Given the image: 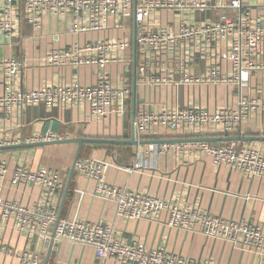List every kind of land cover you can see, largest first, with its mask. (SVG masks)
<instances>
[{"label":"built area","instance_id":"built-area-1","mask_svg":"<svg viewBox=\"0 0 264 264\" xmlns=\"http://www.w3.org/2000/svg\"><path fill=\"white\" fill-rule=\"evenodd\" d=\"M22 4L17 0H0V33L16 34L23 18L38 28L43 17L49 15L58 19L73 17V25L68 30L72 35L112 31L125 34L120 38L77 42L70 48H52L46 55L47 64L61 69L98 67L102 72L93 84L60 81L21 92L14 88L22 72L21 62L0 60V84L9 87V91L0 92V106L8 114L14 107L89 103L91 119L125 115L131 89L125 83L115 84L108 69L121 67L123 79L130 75L133 21L135 69L141 83L155 87L235 86L239 95L236 107H221L214 112L197 105H177L156 111L141 106L134 117L138 141L161 131L188 132L197 137L209 130H220L231 135L245 119L264 111L263 94L243 93L244 88L250 87L251 74L264 71V15L254 14L247 0H22ZM164 10L176 14L174 22L153 25L152 17ZM58 139L56 134L46 133L30 142ZM20 142L0 139V145ZM185 146L247 177H264V152L249 143L212 145L207 141H193ZM160 147L167 149V145ZM75 171L94 180L97 195L114 202L117 215L125 220L159 221L166 213L165 224L171 228L227 241L233 248L254 255L260 263L264 260V223L212 215L197 207L182 205L178 200L169 201L114 185L107 181L106 165L97 157H80ZM7 177L15 186L35 184L43 190L42 201L32 206L5 199L0 194L2 217L13 219L15 227L30 237L46 240L55 231V245L92 247L99 259H112L121 264H216L208 258H193L170 252L163 246L148 247L140 239H127L108 222L60 216L66 180L59 170L45 167L32 170L23 166L11 169L6 161L0 160V179ZM0 253L14 254L21 264H43L44 260L37 250L17 251L1 241Z\"/></svg>","mask_w":264,"mask_h":264},{"label":"crops","instance_id":"crops-1","mask_svg":"<svg viewBox=\"0 0 264 264\" xmlns=\"http://www.w3.org/2000/svg\"><path fill=\"white\" fill-rule=\"evenodd\" d=\"M247 1L250 3V0ZM258 1L263 2V0ZM17 3L23 6L22 0H17ZM169 12L171 11L157 12L151 19L153 25L168 24L164 22V13ZM257 14L262 15L259 11L256 12ZM72 25L73 17L58 19L45 15L38 28L33 27L23 18L16 34L11 36L0 33V60L13 59L22 64V72L14 85L15 89L23 92L42 86H52L60 81L67 83L78 81L83 85L98 81L102 71L96 66L61 69L47 64L45 57L52 48H70L77 42L100 40L105 37L120 38L125 33L112 31L72 35L68 33ZM131 54L133 55V49ZM224 62L226 68V58ZM108 70L110 79L115 84L125 83L131 89L125 115L91 119L89 103L66 107L46 105L14 107L15 110L10 114L0 106V139L30 142L31 139L41 138L46 133H54L60 139L89 137L131 140L132 128L135 138L134 120H132L133 102L136 105L135 114L141 106L156 111L177 105H197L214 112L221 107H236L238 102V89L235 86L224 85L222 90L218 85L155 87L141 83L133 65L130 75L124 79L121 75V67L112 66ZM4 91H9V87H2L0 84V92ZM243 93L264 95V71L251 74L250 87L244 88ZM129 112L130 117L127 119ZM225 136L226 133L220 130H209L208 133L197 137L188 132L161 131L143 140L209 137L215 138L214 141H207L212 145L249 143L264 152V111L245 119L239 129L230 135L259 137V140L220 139ZM191 142L193 141L161 144L85 143L80 157L93 156L101 159L106 165V179L114 185L146 192L169 201L178 200L182 205L194 206L212 215L263 224L264 177L250 178L226 165H218L211 156L197 154L185 146ZM164 145H167L166 150L160 147ZM76 150L77 143L0 150V160L6 161L11 169L23 166L32 170L41 167L59 170L67 186ZM86 150L88 153L83 154ZM0 194L5 199L18 200L29 206L43 199V190L39 185L23 183L15 186L9 177L0 179ZM64 194L65 190L62 194L61 206ZM62 216L81 221L108 222L127 239H140L148 247L163 246L170 252L193 258H208L216 264H264V260L260 263L254 255L233 248L227 241L167 226L166 213L160 216L159 221L125 220L117 215L114 202L97 195L96 182L81 176L76 171ZM0 241L17 251L37 250L45 259V240L20 232L15 227L13 219L2 217L1 209ZM56 246L58 248L52 251L50 263L58 261L62 264H121L112 259H99L92 247L69 243L56 244ZM0 264H21V261L12 253H0Z\"/></svg>","mask_w":264,"mask_h":264},{"label":"water","instance_id":"water-1","mask_svg":"<svg viewBox=\"0 0 264 264\" xmlns=\"http://www.w3.org/2000/svg\"><path fill=\"white\" fill-rule=\"evenodd\" d=\"M133 66L135 70V53H136V38H135V21H133ZM135 102L132 104V120H134L135 116ZM224 141H232V140H259V137H241V136H230L226 133L225 137L220 138ZM215 138H186V139H172V140H142L137 141L134 138L133 134V128H132V139L131 140H118V139H104V138H89V137H76V138H65V139H58V140H52V141H38V142H21L18 144H8V145H0V150H14V149H20V148H33V147H39V146H45V145H52V144H64V143H77V150L74 156L73 165L71 167L70 176L68 179V183L65 189L64 198L62 201V206L60 210V216L62 215V210L65 205L67 196L69 194L71 181L75 172V165L77 160L79 159L83 144L85 143H107V144H161V143H167V142H182V141H214ZM55 245V231L51 238L46 239L44 241V254L45 259L43 261V264H49L50 262V256L53 250L55 248H58V246Z\"/></svg>","mask_w":264,"mask_h":264},{"label":"rangeland","instance_id":"rangeland-1","mask_svg":"<svg viewBox=\"0 0 264 264\" xmlns=\"http://www.w3.org/2000/svg\"><path fill=\"white\" fill-rule=\"evenodd\" d=\"M250 5L253 7V12L256 13L257 11H259L262 15L264 14V3L263 2H259L258 0H250ZM176 17V14L174 12H169V13H164V22L165 23H172L174 22V19ZM220 86V90L223 89L224 85H218ZM130 117V112L127 115V119ZM128 121V120H127ZM88 153V150H86L85 152H83V154Z\"/></svg>","mask_w":264,"mask_h":264}]
</instances>
